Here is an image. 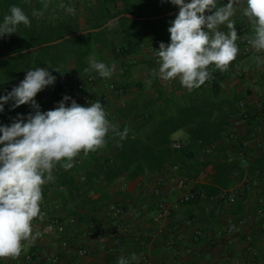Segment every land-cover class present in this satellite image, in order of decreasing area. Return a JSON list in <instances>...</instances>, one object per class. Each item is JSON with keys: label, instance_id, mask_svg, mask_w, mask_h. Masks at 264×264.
<instances>
[{"label": "trees", "instance_id": "obj_1", "mask_svg": "<svg viewBox=\"0 0 264 264\" xmlns=\"http://www.w3.org/2000/svg\"><path fill=\"white\" fill-rule=\"evenodd\" d=\"M227 2L219 0L220 4ZM43 4L44 0H0V23L12 5L21 7L31 20V27L20 25L17 33L0 38V96L17 86L28 70L48 68L56 80L54 85L46 87L35 97L41 111L54 109L65 95L84 106L98 100L110 122L118 125L121 131L129 128L127 138L123 140L111 132L108 134V152L98 150L87 156L81 153L71 169L64 170L60 164L55 168L54 184L67 203L71 202V198L83 203V210L77 213L80 223L86 226L91 224L92 230H95L107 212L116 213L109 203L112 198L109 187L118 179L141 181L176 168L183 170L178 177L186 178L184 184L188 185L194 184L202 171L209 170L208 180L196 183L192 191L203 194V199L199 201L213 205L231 202L219 198L224 190L236 186H251L254 190L259 185L264 171V154L256 152L264 146V138L260 136L264 125L261 113L264 103L252 107L244 95L236 91L244 82L243 75H235L232 82L227 83L230 69L221 72L210 66L209 71L213 69L212 78L199 89L189 92L181 84H173L171 89L161 86L159 78L150 76L153 68L158 69L156 66L149 71L148 81L151 80V83L137 81L133 77L136 64L122 62L127 57L136 58L137 55L143 56L142 62H153L155 59L149 55L144 41L149 40L153 46L170 42L167 29L178 12L163 15L177 7L171 3H161V0H89L82 10H76L74 16L60 17L50 8L43 9ZM75 5L73 1L67 6ZM34 9L44 11L43 17H33ZM122 14H132L136 18L122 16L102 28ZM233 19L239 36L243 35L242 32L246 36L252 34L251 25H243L246 18L239 8ZM221 30L226 32L227 28L222 26ZM78 32L82 34L75 35ZM64 37L68 38L53 43ZM237 44L240 47L245 43L241 39L237 40ZM106 51H110L111 56H107ZM89 56H94L112 69L121 66L123 79L113 82L112 75L101 78L91 69L87 74L84 69L89 68ZM69 59L75 61L72 70L67 68ZM51 67H59L63 74L53 71ZM232 67L231 63L229 68ZM261 75L262 79L264 73ZM88 76L95 79L91 95H88L89 86L85 82ZM80 79L84 82L82 88L78 84ZM111 83L115 86L113 90L109 89ZM226 85L229 87L227 94ZM98 86L108 91L100 99L96 95ZM134 88L137 89L135 93ZM48 91L51 92L50 99L46 96ZM109 93L111 97L121 98L126 93H132V96L113 101ZM67 104L70 105L71 100ZM31 112L33 109L30 105L13 109L10 101L0 112L1 125H10L18 114L26 118ZM236 117L244 120L253 129L252 133L241 135L236 132ZM178 132H184L185 137L175 139L174 135ZM259 141L261 145L257 144ZM177 142L180 144L178 147L174 146ZM244 165H248V168L245 169ZM246 178L250 179L247 181ZM47 191V188L42 190L44 197ZM249 193L240 195L233 202ZM256 214L264 215L262 198L258 200ZM0 264H3L2 261Z\"/></svg>", "mask_w": 264, "mask_h": 264}, {"label": "crops", "instance_id": "obj_2", "mask_svg": "<svg viewBox=\"0 0 264 264\" xmlns=\"http://www.w3.org/2000/svg\"><path fill=\"white\" fill-rule=\"evenodd\" d=\"M73 1L76 2L75 10H82L89 0H44V3H48L52 13L63 17L68 14L59 8V4L68 5ZM243 25L249 26L250 23L245 19ZM242 34L238 40L242 39L244 45H249L246 34ZM144 44L149 49V55L155 59L153 62H142V55L127 57L122 62L135 63L134 79L147 84L149 71L153 66L158 67L155 51L159 45L153 46L149 40H145ZM244 45L239 47L238 55L232 62L233 67L229 68L227 83L232 82L235 75H243L244 82L236 91L244 95L248 105L259 107L264 103V75L261 79L264 63L257 64L252 57L259 55L264 59V53H255L252 49L246 56L242 49ZM105 54L111 56L110 51ZM66 64L72 70L75 61L69 59ZM112 77L123 79L121 66L113 68ZM159 81L167 89H171L173 84H181L179 79ZM228 90L226 85V94ZM106 92L105 87L98 86V99ZM46 96L50 99L51 92L48 91ZM234 121L236 132L241 135L252 133L253 129L244 120L236 117ZM184 137V132L174 135L179 140ZM99 151L108 152L107 146ZM256 153L264 154V146ZM79 159L78 155L73 163ZM244 168L247 169L248 165H244ZM54 172L55 169L53 181L42 186V190L48 189L40 204L44 211L43 218H36L32 222L33 231H39L40 236L34 242L27 243L21 255L14 259L19 264H29V261L30 264H117L120 256L130 257L133 253L139 258L134 264H264V215L256 214L258 200L264 199V171L261 182L248 196L236 202L217 205L202 200L180 202V198L191 192L196 183L208 180L209 170L202 171L194 184H184L183 187L168 181L161 187L159 196L154 195L159 178L163 176L185 182L186 178L178 177L183 170L167 169L141 181L118 179L109 187L112 197L109 203L120 213L107 212L95 230H92L91 224L86 226L79 222L77 213L83 210V203L71 197V202L67 203L54 184ZM175 203H178V208L173 211L171 208ZM237 203H240L238 207L235 206ZM162 204L165 207H161ZM48 222L58 223L64 230L44 234L42 226ZM230 223L236 227L232 233L227 232ZM81 249H86L87 254L79 255ZM27 255H31L32 260L25 261Z\"/></svg>", "mask_w": 264, "mask_h": 264}, {"label": "clouds", "instance_id": "obj_3", "mask_svg": "<svg viewBox=\"0 0 264 264\" xmlns=\"http://www.w3.org/2000/svg\"><path fill=\"white\" fill-rule=\"evenodd\" d=\"M179 9L167 29L170 42H160L155 51L158 69L150 76L163 81L179 79L189 92L199 89L211 79L214 70L227 71L236 59L240 36L233 17L238 8L251 25L252 34L246 37L255 53H264V0H161ZM49 7L43 4V9ZM68 15L74 16V6L59 4ZM44 11H32L37 19ZM31 27L25 11L16 5L9 8L0 23V38L17 33L18 27ZM225 26L227 31L221 30ZM264 63L259 55L252 57ZM89 69L101 78H109L113 69L94 56L88 57ZM52 68V67H51ZM61 73L59 67L52 68ZM56 77L48 68L28 70L22 81L0 96V112L12 102V108L30 105L33 112L27 117L18 114L10 125H0V258H18L27 243L34 242L39 231H33V220L42 219L40 204L42 186L53 181V170L60 164L64 170L73 167L74 158L87 156L106 146L111 132L121 140L127 138L129 128L122 131L107 119L100 101L87 106L65 95L54 109L41 111L35 97L46 87L54 85ZM151 83V80L148 81ZM71 100L70 106L67 102ZM138 256L123 255L117 264H134Z\"/></svg>", "mask_w": 264, "mask_h": 264}, {"label": "built area", "instance_id": "obj_4", "mask_svg": "<svg viewBox=\"0 0 264 264\" xmlns=\"http://www.w3.org/2000/svg\"><path fill=\"white\" fill-rule=\"evenodd\" d=\"M243 54L249 53L252 51L251 46L249 45H245L243 46ZM211 74L213 73V69H210ZM95 79L92 76H88L85 79V82L88 84V95H91L93 88H94V83ZM79 87L82 88L84 82L81 81V79L78 81ZM115 88L114 84H110L109 85V89L113 90ZM121 92V91H120ZM87 95V96H88ZM104 101H106V99H104ZM261 113L264 116V107H262L261 109ZM2 124V122L0 121V125ZM262 129L260 130V136H262L264 138V125L261 127ZM258 145H261L262 143H260V141L257 143ZM179 143H175L174 146H179ZM168 181L177 184L178 187H183L184 186V180L182 179H176V178H171V179H167L166 177L160 178L159 179V184L157 185V187L154 189V194L155 196H159L161 194V187L163 185H166L168 183ZM252 187L251 186H247V187H242V186H236L230 190H224L220 193L219 198L222 200H229L231 202L235 201V198L239 197L240 195L245 194L246 192H251ZM199 199H203V194H197L193 191L186 193L184 196H182L180 198V202L181 203H186V202H190V201H194V200H199ZM161 207H165L164 204L161 205ZM178 208V203H175L172 206V210L175 211ZM112 210H115L117 213H120V211L115 207L112 206L111 207ZM41 214H44V211L42 209ZM64 230L62 225H59L58 223L55 222H48L46 224H43L42 226V232L44 234H51L54 231H59L62 232ZM235 230V226L234 225H229L227 232L228 233H232ZM78 254L81 256H84L87 254V250L86 249H81L78 251ZM31 255H27L25 260H30ZM57 259L55 258L54 261H56ZM0 261H2L3 264H19V261H14V259L12 258H0Z\"/></svg>", "mask_w": 264, "mask_h": 264}, {"label": "water", "instance_id": "obj_5", "mask_svg": "<svg viewBox=\"0 0 264 264\" xmlns=\"http://www.w3.org/2000/svg\"><path fill=\"white\" fill-rule=\"evenodd\" d=\"M185 2H188V0H185ZM178 11H179V9L177 8L176 10H173V11H171V12H169V13H166V14L163 15V16H170V15H172V14L177 13ZM122 16L129 17V18H136V17H135L134 15H132V14H122V15H120L119 17H117V18H115V19L109 21V22H108L107 24H105L102 28L107 27V26H108L109 24H111L113 21H115V20L121 18ZM80 34H82V32H78V33H76L75 35H80ZM66 38H68V37H64V38H62V39H60V40H58V41H55V42H53V43H54V44H55V43H59V42L65 40Z\"/></svg>", "mask_w": 264, "mask_h": 264}, {"label": "rangeland", "instance_id": "obj_6", "mask_svg": "<svg viewBox=\"0 0 264 264\" xmlns=\"http://www.w3.org/2000/svg\"><path fill=\"white\" fill-rule=\"evenodd\" d=\"M119 74H121V73H119ZM138 77H139V76H138ZM117 79H118V77H116V78L112 77V81H113V82L118 81ZM133 91H134V93H135V92L137 91V89L134 88ZM108 96L111 97V93H109ZM124 96H125V97H124ZM131 96H132V93H126L125 95H123V97L126 98V99H129ZM111 98H112L113 101H119V100H120L119 96H118V97H117V96H113V97H111ZM121 98H122V97H121ZM122 99H123V98H122ZM67 105H69V104H67ZM177 143H178V142H177Z\"/></svg>", "mask_w": 264, "mask_h": 264}]
</instances>
